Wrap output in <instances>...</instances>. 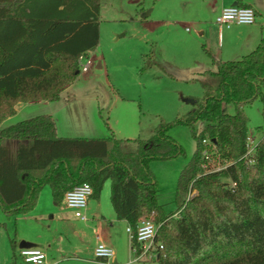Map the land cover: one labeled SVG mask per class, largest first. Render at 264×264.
I'll list each match as a JSON object with an SVG mask.
<instances>
[{
  "label": "trees",
  "instance_id": "1",
  "mask_svg": "<svg viewBox=\"0 0 264 264\" xmlns=\"http://www.w3.org/2000/svg\"><path fill=\"white\" fill-rule=\"evenodd\" d=\"M100 12L101 0H0V124L20 101L61 99L81 73L80 56L99 43ZM211 56L216 69L194 78L203 99L192 98L194 110L174 122L161 121L149 138L58 136L50 114L1 127L4 212L18 216L34 210L45 186L58 205L84 182L99 198L110 180L118 219L136 228L143 216L157 215L156 241L164 245L157 264H264V139L254 162L245 157V107L264 99V37L241 59ZM155 65L147 55L143 69ZM224 104H233L235 112H224ZM177 123L190 127L196 149L179 174L175 215L158 202L150 164L186 155L169 134ZM206 151L226 167L206 172Z\"/></svg>",
  "mask_w": 264,
  "mask_h": 264
},
{
  "label": "rangeland",
  "instance_id": "2",
  "mask_svg": "<svg viewBox=\"0 0 264 264\" xmlns=\"http://www.w3.org/2000/svg\"><path fill=\"white\" fill-rule=\"evenodd\" d=\"M222 2L101 0L100 40L91 54L93 64L87 72L81 71L71 89L52 104L59 132L64 136L98 137L114 133L118 138L146 139L161 121L174 122L194 110L196 105L191 99H203L205 95L194 77L197 71L216 69L211 55L241 59L254 47L235 37H247L254 32L255 36H264L263 0L255 23L224 28L220 44L223 47H219L213 8L221 6ZM141 7L147 9V16ZM149 54L156 65L143 69ZM223 110L234 113L235 107L224 104ZM49 111L50 106L34 105L13 122ZM245 112L249 118V137L257 143L264 139V99L258 97L245 107ZM169 134L184 147L186 155L154 160L150 166L157 181L158 202L167 213L177 215L175 198L179 174L192 158L196 141L190 127L183 123L175 124ZM212 163L215 167L222 165L215 156ZM229 183L235 185L232 181ZM197 193L195 190L189 197ZM110 196L111 181L108 180L93 203H99L100 212L107 220H114L113 234L119 253L116 262L128 264L135 257L126 230L128 224L117 220ZM40 201L45 211L37 214L38 219L29 213L7 215L0 205L3 224L0 264H25L20 244L27 240L47 247L48 264H114L112 260L95 257L93 227L76 218L65 204L56 205L49 186L42 190ZM145 219L157 221V215L153 212L140 220ZM133 264H157V261L145 259Z\"/></svg>",
  "mask_w": 264,
  "mask_h": 264
},
{
  "label": "built area",
  "instance_id": "3",
  "mask_svg": "<svg viewBox=\"0 0 264 264\" xmlns=\"http://www.w3.org/2000/svg\"><path fill=\"white\" fill-rule=\"evenodd\" d=\"M255 20V10L250 6L241 5L224 7L216 17V23L219 27H230L234 24H253ZM79 64L81 71L87 72L93 64V59L90 55H81ZM258 143H255L249 137L245 157L250 163L254 162ZM205 155L208 159V164L205 166L206 172L218 171L226 167L225 164H222L220 167H215V164L212 163L213 157L210 156V153L206 151ZM93 193V186L89 182L76 185L66 193L65 205L74 211L76 217L87 220L85 211ZM160 226L161 223L153 219L140 220L136 228H133L130 224L128 225L127 231L130 234L131 240H135L134 246L132 247L135 257L128 264L145 259L157 260L160 250L164 247L161 242L156 241V235ZM20 255L24 259L25 264H48L46 251L37 246L21 248ZM95 257L110 261L115 257V249L107 243L100 241L95 247Z\"/></svg>",
  "mask_w": 264,
  "mask_h": 264
},
{
  "label": "crops",
  "instance_id": "4",
  "mask_svg": "<svg viewBox=\"0 0 264 264\" xmlns=\"http://www.w3.org/2000/svg\"><path fill=\"white\" fill-rule=\"evenodd\" d=\"M262 3H263V0H223L222 5L214 7L213 10H214V13L216 14V17H217V15L221 12V10L224 7L231 6V5H241V6L245 5V6L252 7L255 10L256 16H257V15H260L258 7H260V5ZM141 4H142V2L139 3V6ZM141 9H142V11L147 12V9H145L144 7H141ZM148 13L149 12L145 13V16H147ZM215 23H216V18H215ZM234 25H251V24H234ZM224 28H231V26L230 27H227V26L219 27L218 26L219 47H223V46H220V44H221L222 33H223ZM255 35L256 34L254 32L253 35L249 34L247 37H245V36L244 37L236 36L235 38H237L238 41H240V40L242 41L243 40L245 43L253 45L254 48L251 50V51H253L256 48V46L259 44L261 39L264 37L263 35H261V36H255ZM254 45H256V46H254ZM93 50L90 51V53H89L90 56H91ZM219 58L223 59L222 57H219ZM223 60H228V59H223ZM206 70H208V69H206ZM211 70H215V69H211ZM203 71H205V70H203ZM199 72H202V71H197V73H199ZM196 77H197V75H196ZM196 77H194V78H196ZM72 86H73V84L71 86H69L65 91L68 92L71 89ZM52 104H53V100L20 101V102L16 103L15 106H14L16 112L13 115L8 116L7 118H5L4 121L0 124V128L9 126L11 124H16V123H18V122H20L22 120H25V119H29V118L35 117V116H32V117H28V118L22 119V120L17 121V122H13L15 118H17L19 115L27 112V110H29L34 105H44L46 107L50 106V111L48 113H43V114H50V115L53 116V118L56 121L58 136H63V137H84V136H64V135H62L59 132V126H58V122H57V120H56V118L54 116L55 115V110H53V108H52L53 105ZM110 135H108V136H110ZM108 136H98V137H108ZM85 137H88V136H85ZM93 201H94V199H93V197H91L90 200H89L88 207H87V209L85 211L88 219L87 220H83V221L86 224H90L93 227V231H94V233L96 235V240H95V243H94L95 245L94 246L96 247L97 244L100 241H103V242L107 243L108 245L112 246L115 249V257L112 259V261H113L114 264H118L116 262V260L119 258V253H118V250L116 249L118 244H117V240L115 239V236L113 234V227L115 225L114 220H112V221L111 220H107L105 215L102 212H100L99 203L95 204V203H93ZM55 204L58 205L56 202H55ZM44 211H45L44 210V206L41 205L40 196H39L38 203H37L35 209L30 211V212H28V213L32 214L35 219H38L37 214L39 213L40 215H42L44 213ZM22 215H24V214H22ZM115 215H116V212H115ZM52 217L53 216H51V218ZM76 218H78V217H76ZM116 218H117V215H116ZM90 220H92V223H90ZM117 220H120L121 221L120 223L128 224V222L126 220H121V219H118V218H117ZM126 230H127V228H126ZM130 239H131V237H130ZM27 241L28 242H32V241H29V240H27ZM32 243H34L37 247H40V248H42V249H44L46 251V248H47L46 246H44V245L42 246V245L36 244L35 242H32ZM130 246H131V250H132V240L130 242ZM46 253H47V256H48V252L47 251H46Z\"/></svg>",
  "mask_w": 264,
  "mask_h": 264
},
{
  "label": "water",
  "instance_id": "5",
  "mask_svg": "<svg viewBox=\"0 0 264 264\" xmlns=\"http://www.w3.org/2000/svg\"><path fill=\"white\" fill-rule=\"evenodd\" d=\"M99 67H100V65H99ZM32 246H36V245L34 243L28 242V241H22L21 244H20L21 248L32 247Z\"/></svg>",
  "mask_w": 264,
  "mask_h": 264
}]
</instances>
